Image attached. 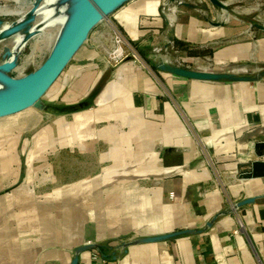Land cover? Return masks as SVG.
I'll return each instance as SVG.
<instances>
[{"label": "crops", "instance_id": "crops-1", "mask_svg": "<svg viewBox=\"0 0 264 264\" xmlns=\"http://www.w3.org/2000/svg\"><path fill=\"white\" fill-rule=\"evenodd\" d=\"M165 4L127 0L92 30L51 123L0 118V264H264V83L108 57L109 22L143 55L167 48ZM220 34L178 16L173 39L208 55ZM61 152L62 176L46 172Z\"/></svg>", "mask_w": 264, "mask_h": 264}, {"label": "rangeland", "instance_id": "rangeland-1", "mask_svg": "<svg viewBox=\"0 0 264 264\" xmlns=\"http://www.w3.org/2000/svg\"><path fill=\"white\" fill-rule=\"evenodd\" d=\"M222 1L227 4V9L209 0H166L163 7L165 15H168L170 8L180 2L176 19L178 16L194 17L205 27L215 26L221 34L212 44L211 54L190 50L192 47L189 45L178 48L173 39L162 51L151 49V53L143 55L120 27L109 22L108 57L115 63L130 57L143 64L154 76L164 71L156 64L168 58L179 67L209 68L218 74L249 76L264 83V0ZM73 3L74 0H0V7L14 11L0 13V66L5 61H14L15 67L8 72L11 78L24 79L46 61L73 15ZM231 46L243 48L244 54L235 61L218 62L214 59L212 52ZM119 48L121 51L118 53ZM57 81L42 97L44 110L34 108L43 115L41 122L45 124L56 119L60 115L56 110L63 107L61 99L53 98ZM6 94L7 91L0 87V96ZM31 135L29 132L24 137L30 138ZM63 157L61 152L45 171L62 176Z\"/></svg>", "mask_w": 264, "mask_h": 264}, {"label": "water", "instance_id": "water-1", "mask_svg": "<svg viewBox=\"0 0 264 264\" xmlns=\"http://www.w3.org/2000/svg\"><path fill=\"white\" fill-rule=\"evenodd\" d=\"M127 0H85V10L79 14L74 12L68 25L63 30L59 40L46 61L32 74L24 79H14L13 82L21 80V84L7 97H0V118L20 113L32 107L45 108L42 97L59 78L75 54L88 39L92 30L99 25L115 9ZM212 4L227 9V4L222 0H209ZM168 23V19H167ZM218 25V23H214ZM173 40V38L171 39ZM165 61L157 63L160 69L189 78H219L225 77L232 80H257L249 76L234 77L224 74H206L194 69L179 67V71H171L167 68ZM15 67L13 60L5 61L0 68L7 73ZM8 91V90H7ZM255 176V173L252 174ZM248 199L239 205L252 202Z\"/></svg>", "mask_w": 264, "mask_h": 264}, {"label": "bare ground", "instance_id": "bare-ground-1", "mask_svg": "<svg viewBox=\"0 0 264 264\" xmlns=\"http://www.w3.org/2000/svg\"><path fill=\"white\" fill-rule=\"evenodd\" d=\"M180 4H182V3L178 2L176 5L172 6L170 8L169 12H168V15H167V19H168L167 35H168V38H169L170 41H171V39L174 36V24H175V20H176V9H177V6L180 5ZM78 10L80 12L79 14H81L82 12H84V10H85V0H74L72 12L74 13V12H76ZM6 12H14V11H11V10L9 11V10L5 9V7L4 8L3 7H0V13H3L4 14ZM165 57H167V56H165ZM15 58H17V57H15ZM164 61H165L164 63L167 65L166 67L169 68L171 71H179L178 67L177 66H173L171 64L172 61H170L168 58H165ZM20 84H21V80H18L16 82H13V80L9 77L8 73L5 70H3L2 68H0V87L2 89L6 90V91L8 90L7 91V94L4 95V96H2V97H7V96L11 95L12 92Z\"/></svg>", "mask_w": 264, "mask_h": 264}, {"label": "built area", "instance_id": "built-area-1", "mask_svg": "<svg viewBox=\"0 0 264 264\" xmlns=\"http://www.w3.org/2000/svg\"><path fill=\"white\" fill-rule=\"evenodd\" d=\"M119 42H120V40H119ZM121 51V48H119L118 50H117V52L119 53ZM179 65H182L181 63H179ZM183 66V65H182ZM183 67H185V66H183ZM185 68H189V69H192L190 66H186ZM101 253V249H100V247H97V255H99Z\"/></svg>", "mask_w": 264, "mask_h": 264}]
</instances>
